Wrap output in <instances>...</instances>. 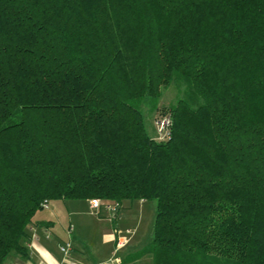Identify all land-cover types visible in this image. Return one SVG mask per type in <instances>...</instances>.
I'll return each instance as SVG.
<instances>
[{
	"label": "trees",
	"instance_id": "1",
	"mask_svg": "<svg viewBox=\"0 0 264 264\" xmlns=\"http://www.w3.org/2000/svg\"><path fill=\"white\" fill-rule=\"evenodd\" d=\"M72 198L154 200L152 264H264V0H0V264Z\"/></svg>",
	"mask_w": 264,
	"mask_h": 264
},
{
	"label": "crops",
	"instance_id": "2",
	"mask_svg": "<svg viewBox=\"0 0 264 264\" xmlns=\"http://www.w3.org/2000/svg\"><path fill=\"white\" fill-rule=\"evenodd\" d=\"M105 209L100 211L102 215L110 214L115 218L118 216V212L112 215L108 209ZM91 211L95 210L91 209ZM70 212L71 217L66 219L60 210L57 212L58 215L55 214L48 219H38L34 215L29 226L30 239L27 242L26 257L10 254L4 264H59L61 254L58 245L68 238L69 226L71 227L69 235L73 243L70 254L71 263L111 264L109 260L116 254V242L118 238L125 237V234L117 226L112 227L103 218L90 219L92 215L87 210L79 211L74 208ZM45 230L51 233L50 237H47ZM130 233L132 234L127 237V243L122 247L123 249H119H122V256L117 253L122 259L120 264H152V255L145 251L152 236L150 235V239L148 237L140 240L136 237L137 230Z\"/></svg>",
	"mask_w": 264,
	"mask_h": 264
},
{
	"label": "rangeland",
	"instance_id": "3",
	"mask_svg": "<svg viewBox=\"0 0 264 264\" xmlns=\"http://www.w3.org/2000/svg\"><path fill=\"white\" fill-rule=\"evenodd\" d=\"M180 93L181 90L177 89L176 84L171 83L168 87L163 89L162 96L158 99L156 108L141 106L144 116V124L149 135L158 139L157 122L164 116L170 117L169 107L177 100ZM48 206L49 207L47 209L42 208L38 210L35 214V218L48 219L57 214L58 210H60V213L64 214V218L66 219L71 217L70 211L76 208L79 211L87 210L90 212L92 215L90 216V219L92 220L99 217L106 220V222L108 221L112 227L117 226L120 231L125 234V237L131 236L132 233L130 232H133V230H137L136 237L140 240H143L144 238L147 239L148 237L150 239L152 236L155 215L154 200H142L135 198L132 199L131 202L124 201L122 206H120L118 216L116 218L111 217L110 214L102 215L100 211L105 209L103 207H101L99 211H91L88 205V199L84 198L49 200ZM122 249L118 252L120 256H122Z\"/></svg>",
	"mask_w": 264,
	"mask_h": 264
},
{
	"label": "built area",
	"instance_id": "4",
	"mask_svg": "<svg viewBox=\"0 0 264 264\" xmlns=\"http://www.w3.org/2000/svg\"><path fill=\"white\" fill-rule=\"evenodd\" d=\"M170 123H171L170 117H165V116L157 122L158 140L164 141V140L169 138ZM48 202H49V200L44 199L41 203L42 208L47 209L49 207ZM89 207L95 211H97L101 207H105L106 209H108L111 212L112 215L116 214V207L113 206L109 202H104L100 198L89 199ZM45 232H46L47 237H50L51 233L48 230H45ZM70 232H71V227L69 226L67 229L68 238L65 239L64 241H62L58 245V249H59L60 254H61V259L59 261V264H73L70 261V254H71L72 249H73L72 239L69 235ZM128 232H129V230H128ZM126 243H127V237L118 238V240L116 242V246H115L116 254L113 255L112 258H110L109 263H111V264H120L121 263L122 259L120 256L117 255V253H118V250L120 248H122ZM102 264H107V263H102Z\"/></svg>",
	"mask_w": 264,
	"mask_h": 264
}]
</instances>
